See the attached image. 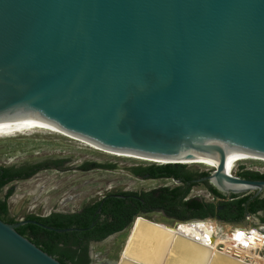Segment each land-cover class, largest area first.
Segmentation results:
<instances>
[{
	"label": "water",
	"instance_id": "95a60500",
	"mask_svg": "<svg viewBox=\"0 0 264 264\" xmlns=\"http://www.w3.org/2000/svg\"><path fill=\"white\" fill-rule=\"evenodd\" d=\"M0 125L212 162L199 183L259 195L264 180L225 170L264 157V0H0ZM28 224L82 231L0 219V264H62L17 232ZM130 230L118 264H246L140 216Z\"/></svg>",
	"mask_w": 264,
	"mask_h": 264
},
{
	"label": "rangeland",
	"instance_id": "374dc122",
	"mask_svg": "<svg viewBox=\"0 0 264 264\" xmlns=\"http://www.w3.org/2000/svg\"><path fill=\"white\" fill-rule=\"evenodd\" d=\"M48 160H57L61 166L65 167L69 165L76 167L87 165L88 171L84 173L77 169L74 172L72 170L74 167L70 168L71 172L68 173L51 170L42 172L29 180H21L5 186L0 190V199H4L9 190H13V194L7 201L10 219L18 222L26 220L28 215L44 216L51 211L62 208L75 209V207L91 200H97L105 194L118 191L128 193L149 192L157 188H166L163 186L171 183L167 180L156 181L135 178L132 170L137 166L143 167L142 165L105 156L57 135L34 132L16 138L6 137L0 139V168L31 166L37 161ZM96 163L109 164L112 168H95L92 170L90 165ZM238 166L264 170V163L258 161H247ZM238 166L234 173L236 177L240 173ZM188 167L193 172L213 173L212 170L203 167ZM72 187H75L72 192L77 194L73 201L64 200V197L58 198L62 192H66V190L70 192ZM205 187L207 188L209 185L197 184L191 191V197L206 199L210 202L211 198H209ZM251 194H254V192ZM227 198L231 197L227 196ZM138 216L164 224H172L178 221L157 211L144 212V216ZM246 219L240 223H224L214 219L207 220H212L227 227L242 226L248 228L261 225L256 216H251L249 221ZM133 221L123 232L94 246L91 264H112L118 260Z\"/></svg>",
	"mask_w": 264,
	"mask_h": 264
},
{
	"label": "flooded vegetation",
	"instance_id": "af4514ba",
	"mask_svg": "<svg viewBox=\"0 0 264 264\" xmlns=\"http://www.w3.org/2000/svg\"><path fill=\"white\" fill-rule=\"evenodd\" d=\"M143 167L137 166L132 170L133 176L135 178H139L142 180H167L171 181V183H168L166 188H157L153 191L149 192H139V193H128V192H122L118 191L116 193L112 194H105L101 198L97 200H91L85 204H81L79 207H75V209H68V208H62L55 211H51L48 214L44 216H40L37 214L34 215H28V217H39V218H49L51 216H56L57 221H64L67 222H75V224H88L89 226L87 229H80L82 230L81 235L77 236L76 238L70 239L67 242L64 241H58V246L62 248L65 251H68L70 254V259L66 260L63 264H91L92 262V249L97 244H100L104 242L105 240L111 238L112 236L123 232L127 227H125L122 230H118L117 228L120 227L121 223L124 222V220L128 219L129 216L135 211L137 212L135 217L138 215H143L144 212L149 211H157L163 213L166 217L174 219L172 217V213L174 210V204L177 202H173V198L171 195H169V192L174 189H180V195L183 197L181 200V203H187L190 201H199L203 204L207 205H215L218 206V209L214 211L213 217H209L208 219H214L219 222L222 221V217H231L234 218L236 213V203L247 197L248 201L247 203H251L255 200H264L263 193L256 195L254 194H248L243 196H232L231 198H227V196H224L225 199H219L215 196H213L209 189V187H205L206 191L209 195H211L214 198V201H207L206 199H198L196 197H191V191L197 184H202L205 186V184L208 183H199L200 180L205 178L208 173L204 172H193L190 170L189 167H177L175 168V172L171 173L170 177H164V178H155L153 175V169L157 165L154 166H144ZM74 172H76L77 169H79L81 172H87V165H82L80 167L76 166H61L57 160H48V161H37L33 165L29 166H14L13 168H6L9 170L7 176L3 178L4 180H10L7 185H12L13 183L21 180H29L32 177L42 173V172H48L51 170L57 171V172H63L68 173L71 172L70 168ZM90 168L95 169H111L112 166L103 165L101 163H96L90 165ZM239 176L245 180H251V181H263L262 179H254L253 176L250 175V173H255L259 175L264 174V170L256 169V168H249L245 166H240L239 168ZM32 174L31 176H29ZM203 174H206V176H203ZM177 182H180L177 183ZM6 185V186H7ZM174 185V186H173ZM13 189V188H11ZM75 189V187L70 188L69 190H66V192H62L61 196L58 198L61 199L64 197V200L67 201H73L74 198H76L77 194L72 192ZM164 189H168L169 192L165 191ZM180 203V204H181ZM230 203L232 207V212L225 211V208L222 207V204H228ZM177 207L179 210L180 205ZM188 217H191V214L186 212ZM256 216L259 223L264 226V209L260 210L258 213L251 215L246 214L245 218ZM26 217V220H32L28 219ZM134 217V218H135ZM133 218V220H134ZM176 220V219H174ZM38 222V221H36ZM40 223V222H39ZM42 224V223H41ZM44 225V224H43ZM111 229H117L116 232H113L111 234H108L106 236H103L105 233H107ZM84 232H91L90 234H83ZM56 258V257H54ZM57 259V258H56ZM58 260V259H57Z\"/></svg>",
	"mask_w": 264,
	"mask_h": 264
},
{
	"label": "bare ground",
	"instance_id": "6f19581e",
	"mask_svg": "<svg viewBox=\"0 0 264 264\" xmlns=\"http://www.w3.org/2000/svg\"><path fill=\"white\" fill-rule=\"evenodd\" d=\"M34 132H42L57 135L62 138L68 139L74 143H77L80 146L101 153L105 156L114 157L120 160H127L144 166H164L166 164H175V162L171 161L152 159L143 156H137L134 154L112 151L103 148L97 144L64 133L62 131H57L49 128L0 125V139L6 137L16 138ZM247 161H258L264 163V157L237 155L229 160V162L227 163V170H225V172L230 176L235 177L234 173L236 171L237 166ZM177 164H183L187 166H198L207 168L208 170H212L213 172L216 171V165L212 162L191 160L182 161ZM212 181L213 185L216 184V180ZM235 188L252 189L249 186H240ZM140 218L147 220L148 222H151L152 224H155L164 230L197 241L198 243H201L204 246L210 248L212 252H219L246 264H264V258L261 257V252H264V245L262 244V241H256L255 239L245 241V230L241 228L242 226L227 227L225 225H221L219 223H215L214 221L207 219L164 224L149 220L142 216H140ZM131 231L132 230H130L129 232V235L125 241L124 247L120 253L118 260L115 262L116 264H118L120 258L122 257L123 250L130 237Z\"/></svg>",
	"mask_w": 264,
	"mask_h": 264
},
{
	"label": "trees",
	"instance_id": "16d2710c",
	"mask_svg": "<svg viewBox=\"0 0 264 264\" xmlns=\"http://www.w3.org/2000/svg\"><path fill=\"white\" fill-rule=\"evenodd\" d=\"M184 167V166H170V165H164V166H156L153 169V175L155 178H164V177H170L171 173L175 172V168ZM9 170L6 168H0V190L3 189L8 183V180H4L8 174ZM30 174L29 176H31ZM251 176H253L254 179H262L264 180V174L259 175L255 173H250ZM203 176H206V174H203ZM165 191L169 192L168 189H164ZM210 193L219 198V199H225L224 196L219 193L216 189L210 188ZM13 194V190H9L8 193L5 195L4 199H0V219L3 220L6 223L9 224H15L17 223L14 219L9 218V210H8V199ZM169 195L172 196L173 202H177L178 204H174V210L172 213V217L178 221L185 222L190 220H205L209 217H213L214 211L218 209V206L215 205H207L203 204L199 201H190L187 203H181V200L183 197L180 195V189H174L169 192ZM248 198L245 197L241 200H239L236 203V213L237 215L234 218L231 217H222V221H225L226 223H240L245 219L246 214L254 215L258 213L260 210L264 209V200H255L251 203H247ZM181 203V204H180ZM180 205V210L177 208ZM222 207L225 208V211L232 212V205L230 203L228 204H222ZM186 212L191 214V217L185 215ZM137 212H133L128 219L124 220V222L121 223L120 227L117 228L119 231L127 227L133 218L135 217ZM28 219H33L34 221H38L46 226L53 227L55 229H68V228H80V229H87L89 226L88 224H75L73 221H69L65 223L64 221H57L56 216H51L49 218H39V217H28ZM117 229H111L107 233H105L103 236H106L108 234H111L113 232H116ZM17 232L29 239L31 242H33L37 247L41 248L44 252L49 254L52 257H56L59 262L62 264L65 263L66 260L70 259V254L68 251L63 250L58 246V241H64L67 242L70 239L76 238L77 236L81 235L79 232H71V233H65V234H58L55 232L44 230L43 228L34 225V224H28L25 226H22L17 229ZM91 232H84L83 234L87 235Z\"/></svg>",
	"mask_w": 264,
	"mask_h": 264
},
{
	"label": "built area",
	"instance_id": "2783aa9c",
	"mask_svg": "<svg viewBox=\"0 0 264 264\" xmlns=\"http://www.w3.org/2000/svg\"><path fill=\"white\" fill-rule=\"evenodd\" d=\"M209 198H211L212 201H214V198L209 195ZM251 217H247V221L250 220ZM245 230L244 240L250 241L252 239H255L256 241H262V244L264 245V226H250L248 228L241 227ZM256 230V231H255ZM261 257L264 258V252H261Z\"/></svg>",
	"mask_w": 264,
	"mask_h": 264
}]
</instances>
